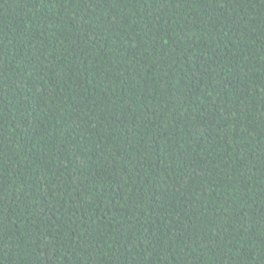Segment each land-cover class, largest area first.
I'll list each match as a JSON object with an SVG mask.
<instances>
[{
	"label": "trees",
	"instance_id": "obj_1",
	"mask_svg": "<svg viewBox=\"0 0 264 264\" xmlns=\"http://www.w3.org/2000/svg\"><path fill=\"white\" fill-rule=\"evenodd\" d=\"M0 264H264V0H0Z\"/></svg>",
	"mask_w": 264,
	"mask_h": 264
}]
</instances>
